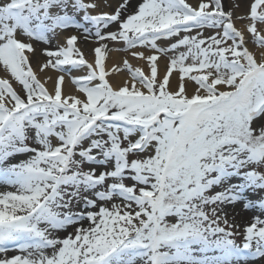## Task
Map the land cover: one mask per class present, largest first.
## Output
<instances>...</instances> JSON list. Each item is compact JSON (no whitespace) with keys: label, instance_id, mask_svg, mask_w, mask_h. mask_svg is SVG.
I'll list each match as a JSON object with an SVG mask.
<instances>
[{"label":"snow or ice","instance_id":"obj_1","mask_svg":"<svg viewBox=\"0 0 264 264\" xmlns=\"http://www.w3.org/2000/svg\"><path fill=\"white\" fill-rule=\"evenodd\" d=\"M129 3L97 12V0H0V67L21 86L0 78V184L14 189L0 192V264L264 258V52L258 60L245 37L264 49V0L241 16L222 0H142L126 14ZM77 33L95 38L94 63ZM54 40L39 69L86 67L72 78L80 96L63 94L64 75L50 92L33 70L37 45ZM105 41L150 47L131 53L149 72L125 59L131 81L113 87ZM237 205L261 213L242 245L225 212Z\"/></svg>","mask_w":264,"mask_h":264},{"label":"bare ground","instance_id":"obj_2","mask_svg":"<svg viewBox=\"0 0 264 264\" xmlns=\"http://www.w3.org/2000/svg\"><path fill=\"white\" fill-rule=\"evenodd\" d=\"M120 1V0H119ZM118 0H108L105 1L104 3H102V1H98L97 3L100 4L99 8L96 10L97 12L99 11H108L111 12L110 6L111 3L114 2L116 5L119 2ZM137 0H132V2H136ZM192 2L196 3V0H192ZM114 4V5H115ZM250 5L248 0H244L243 2V7L245 9V12H247L248 6ZM236 11V10H235ZM242 13V11H241ZM237 13L235 12L234 15H236ZM237 26L239 29H243L244 27V23L237 20L236 21ZM247 33V32H246ZM78 34V33H77ZM249 34V33H247ZM250 37V35H249ZM89 39V38H88ZM92 43H89L86 41V39L82 40V43H80L82 45V47L86 50H88L91 54H92V59L90 60L92 63H94V53H93V46H97V43L95 41H91ZM107 44L109 43V45H114L115 42H111V41H105ZM57 43V41H56ZM248 45L251 49L252 52H256L257 53V59L259 60L260 58V54L262 52H264V49L252 44L251 41L248 42ZM41 44L37 45V53L35 56H33V60H32V67L33 70L37 73V75L39 76L40 80L43 81L45 83V86L48 87L49 91H53L54 89V85H55V79L58 75H64L65 80L63 82L62 85V91L64 95H77L80 96L81 94L78 92L77 90V86L74 85V83L72 82V76L68 75L67 73L64 72H57L56 70L53 69H46L44 72H41L39 69V65L40 63L46 61V59L44 58V55L41 54L40 49H41ZM147 48H144L142 46H137L134 49H131L130 51L126 52V53H121V52H110L107 53L106 58H105V62H104V66L107 69H110L113 65L115 66V64H119L121 63L124 59H129V61L134 64L135 68H141L145 73L149 72V67L147 64V61L144 59H141L139 57H134L132 56V52L136 51V52H143L145 56L149 55V53L153 50L150 49V51H147ZM166 63H167V58L166 57H160V59L158 60V68L161 74V77L163 76V74L166 71ZM113 66V67H114ZM85 71L84 74L87 73V69L84 68ZM115 73L112 74L110 76V82L112 84L113 87H120L123 86L124 81L128 80L131 81V74L127 73L126 71H114ZM82 75V73L78 74L76 73V76H80ZM48 77H51L52 79H47ZM75 77V76H74ZM0 78H8L11 81H13V83H15V80L11 78L10 74H7L2 67H0ZM178 73L174 70L171 77H170V82H171V89L174 90L177 83H178ZM185 83H186V89L189 95H191L193 93V91L195 90L196 86L193 83V81L189 80L187 77L185 78ZM139 86V85H138ZM225 209L228 210V213L230 214V216L235 217V219L239 222L248 220L251 217L252 213L250 210L245 211L243 210L239 205H237L234 209L229 206L226 207ZM261 262H264V258H259L258 260L255 261H248L247 264H261ZM241 264H244L241 263Z\"/></svg>","mask_w":264,"mask_h":264},{"label":"rangeland","instance_id":"obj_3","mask_svg":"<svg viewBox=\"0 0 264 264\" xmlns=\"http://www.w3.org/2000/svg\"><path fill=\"white\" fill-rule=\"evenodd\" d=\"M98 1H99V0H98ZM100 1H102V3H104L105 1H108V0H100ZM118 1H119V0H118ZM248 1H249V3L252 2V0H248ZM140 2H142V0H137L135 3L132 2V0H130L129 7H128V12H127L126 14L131 13L132 11H134L135 7H136ZM189 2L192 3L191 0H189ZM234 2L239 4V8L236 9V11H235V12L237 13L235 16H241V15H244V14L246 13L244 7L242 6L244 0H222V3H223V6H224V9H225L226 11L229 10ZM120 3H122V0H120V1L118 2V5H116L115 3L112 2L111 6H110L111 11H114V10L119 6ZM98 4H99V3H98ZM114 4H115V5H114ZM99 6H100V4H99ZM241 11H242V13H241ZM236 21H237V20L234 18L235 26H237ZM241 22H242V21H241ZM243 23H244V22H243ZM107 30H116V26H115V25H110V26H109V29H107ZM214 31H216V29H206V30L204 31V35H205V36L212 35ZM78 35L81 36V38L78 40V42L82 43V40L84 39V36H83V34H81V33H78ZM249 35H250V34H247V33H246V36H245V37H246L247 41H251L252 43H254L253 40H252V38H251V36L249 37ZM86 41L89 42V43H92L91 41H95V42H96V40H95L94 37H89V39H86ZM171 42H174V39L171 40V41H163V40H162V41H158V44H160L162 47H166L167 44H168V43H171ZM96 43H97V42H96ZM229 43H230V41H229ZM92 44H93V43H92ZM255 45H256V44H255ZM55 46H56V41H55V40L53 41V43H52L51 45H44V44H41V47H42V48H44V47H52V48H54ZM77 46H78V47L81 49V51L84 53L85 58H86L88 61H90L92 54H91L88 50L83 49V48H82L81 46H79L78 44H77ZM95 47H96V46L94 45V46H93V53H94V48H95ZM108 48L110 49V51H108L107 53H110V52H118V53L121 52V53H126V52H128V51L131 50V49H128V48L126 47V45L124 44L123 41L115 42L114 45H109V43H108ZM145 48H148V49H149L150 47H145ZM183 50H184V49H180V51H183ZM171 55H172V53H169V57H170ZM31 57L33 58V56H31ZM44 58L47 60V57H46V56H44ZM30 60H31V59H30ZM124 60H125V59H124ZM124 60H123V61H124ZM127 60H128V62L132 65V67L135 68V67H134V64H132V63L129 61V59H127ZM31 61H32V60H31ZM123 61H122L121 63H119V64H115V66H116V68H118L119 70L126 71V72L128 73V70H127L126 68H124V66H123ZM186 63H187V62H186ZM113 66H114V65H113ZM113 66H112L109 70H108L107 68H105L106 72L108 73L107 76H106V79H108V81H109V79H110V76H111L112 74L115 73L114 71H116V70H114V67H113ZM66 67H68V66H66ZM80 68H83V66H81ZM69 69H72V68H71V67H68L67 70H69ZM67 70H66V71H67ZM158 77H160V76H159V72H158ZM97 82H98V81H97ZM109 82H110V81H109ZM193 83L195 84V82H193ZM195 86L197 87L196 84H195ZM16 89H17V91L19 92V91L21 90V86H19V87L16 88ZM21 94H22V93H21ZM0 186H2V187L0 188V192L8 191V190H14V189H12V188H9V187L6 186V185H2V184H0ZM117 202H119V201H117ZM250 211L252 212V213H250V214H251V217H250L248 220H245V221L239 222V221H237V220L235 219V217L230 216V214L228 213L227 209H225V212H226L227 215H228L229 223H230V224L235 223V225H237V227H236L235 229H233V230L237 233V235L233 237V238L236 240L237 244H240V245L243 244L244 240H243V236H242V234H243V230H244V228H245L248 224H250V222H252L254 216H256V215H260V214H261L259 209L250 210ZM262 218H264V217H262ZM84 226H85V227L88 226L87 221L84 222ZM222 226H223V225H222ZM67 231H68V232H71V231H73V228H72V227H69V228L67 229ZM65 234H66V233H64V232H61V233H60L61 236L65 235ZM15 254H17V253H16L15 251H11V250L7 253L8 256H12V255H15ZM2 256H3V254L0 253V257H2ZM258 259H259V258H258ZM258 259H256V260H258ZM251 261H255V260H251ZM241 263H243V262H241ZM261 264H264V262H261Z\"/></svg>","mask_w":264,"mask_h":264}]
</instances>
